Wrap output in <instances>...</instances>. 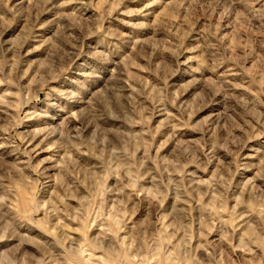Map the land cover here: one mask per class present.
<instances>
[{"label": "rangeland", "instance_id": "rangeland-1", "mask_svg": "<svg viewBox=\"0 0 264 264\" xmlns=\"http://www.w3.org/2000/svg\"><path fill=\"white\" fill-rule=\"evenodd\" d=\"M42 9L43 0H0V195L44 218L25 230L0 205L16 225L0 264H264V37L236 15L243 0H53ZM109 37L118 49L98 43ZM185 60L200 71L186 74ZM83 66L81 107L50 110L46 97ZM112 74L124 96L102 90ZM77 111L89 132L52 124Z\"/></svg>", "mask_w": 264, "mask_h": 264}, {"label": "clouds", "instance_id": "clouds-1", "mask_svg": "<svg viewBox=\"0 0 264 264\" xmlns=\"http://www.w3.org/2000/svg\"><path fill=\"white\" fill-rule=\"evenodd\" d=\"M82 2H85V0H82ZM236 0H234V3ZM259 5V7H257ZM150 5H145V7H149ZM243 11H237L236 15L242 17L248 25L252 26L248 30L252 33V35H259L264 37V0H243ZM131 13H125V16H130ZM253 21H255V25L253 26ZM115 23L122 24L124 27L128 28L129 30L136 28L138 25L135 22H132L129 19H119L116 18ZM101 45H104L106 47L112 48L113 50L118 49L119 41L115 37H109L108 39L101 40L98 42ZM90 60H95L100 64H103L104 61L100 60L97 56L92 55L89 56ZM182 63L186 66L185 72L186 74H192L195 72L200 71L199 66H193L188 60L182 61ZM87 66H83L75 75L74 78H71L69 80V86L66 87L63 90H53L50 95L46 97L45 104L50 110L56 111V112H62L65 109H79L81 107V101L85 99L89 93V77L86 75L88 71ZM79 116V113H74L73 118H77ZM109 116L112 119H116L115 113H109ZM260 133H256V137H259ZM3 145H0L2 147ZM82 150V149H81ZM121 152H124L123 149L120 150ZM67 153V150H66ZM125 155H128V153H125ZM103 161V157L100 158ZM110 167V166H109ZM76 173L74 172L73 175ZM107 178V176H106ZM117 179H122L118 172H117ZM175 181L169 180L168 183L162 184L163 190L160 191L159 196L157 199L162 200L167 194L169 189L172 187L173 184H175ZM202 184H207V181H201ZM125 187H130L133 189L136 195H142L136 188L134 184L125 185ZM224 187H227V184H224ZM120 193L124 194V189H120ZM103 192H101V196H103ZM127 199V197H125ZM8 204L9 207L14 212L16 219V225H19L21 221L24 222L23 226L25 230L35 227V228H41V221L44 219L39 215L38 212L36 213H26L22 211V206L17 205V198L15 197V194H5L0 195V205ZM130 215V214H129ZM110 218V217H109ZM0 220L4 221L5 227L3 230H0V243H3L4 241L9 239L8 232L12 231L13 233L16 232V225L13 224V218L11 216L8 217V219H5V214L0 213ZM220 220L213 216L211 219L207 221V230L209 232L213 231L215 229V225L219 223ZM230 223V221H229Z\"/></svg>", "mask_w": 264, "mask_h": 264}, {"label": "bare ground", "instance_id": "bare-ground-1", "mask_svg": "<svg viewBox=\"0 0 264 264\" xmlns=\"http://www.w3.org/2000/svg\"><path fill=\"white\" fill-rule=\"evenodd\" d=\"M41 3V2H40ZM52 3H53V0H43V9L41 10V12L42 13H48L49 12V7L52 5ZM55 4V3H54ZM34 5V4H33ZM40 13V12H39ZM44 15V14H43ZM76 56V55H75ZM78 56V55H77ZM74 58V57H73ZM77 58H74V60H76ZM73 60V59H72ZM178 70L179 69H176L173 73H172V77H175V76H177V74H178ZM230 72V71H229ZM120 75L121 74H112V76L108 79V80H105V82H104V87H103V91H105V92H109V93H112V94H114V95H117V96H124L125 94H126V91H127V89H126V87L125 86H123V84H122V79H121V77H120ZM99 90V89H98ZM94 110V113H93V117H95V118H98L99 117V113L97 114L96 112H95V110L96 109H93ZM78 113H79V111H77ZM76 112V113H77ZM80 112H83V111H81L80 110ZM73 114L74 113H72V114H67V115H62V114H60V115H58L57 117H52V124L53 123H57L58 121H62V122H60V125H62V126H67L68 127V129H69V131L71 132V133H73L74 134V136L75 135H79V134H84V133H87V132H89L90 131V129H91V123L89 122V121H85L83 118H82V116H81V114H79V116L77 117V118H73ZM49 118V117H48ZM51 118V117H50ZM103 118V117H102ZM31 119V117L28 119V120H30ZM59 124V123H58ZM53 133V132H52ZM57 134V133H56ZM52 135V134H51ZM42 136H44L43 138H42V141L43 140H45V139H47V137H48V135H39L36 139H35V141L36 140H38L39 138H41ZM54 136V135H53ZM59 136V135H58ZM56 138V137H55ZM41 141V142H42ZM31 144H33V142H30L29 143V145L31 146ZM42 147L43 146H38V147H36V148H34L35 150V153H40V152H43L44 150H42ZM81 150V149H80ZM84 150V149H83ZM39 151V152H38ZM82 151V150H81ZM53 152V151H52ZM47 153V152H46Z\"/></svg>", "mask_w": 264, "mask_h": 264}]
</instances>
